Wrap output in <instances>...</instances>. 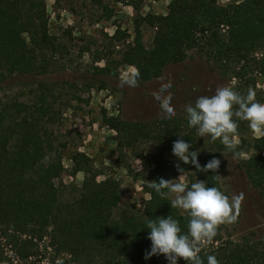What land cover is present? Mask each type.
Masks as SVG:
<instances>
[{"label":"trees","instance_id":"1","mask_svg":"<svg viewBox=\"0 0 264 264\" xmlns=\"http://www.w3.org/2000/svg\"><path fill=\"white\" fill-rule=\"evenodd\" d=\"M89 2L111 16L103 0ZM133 22L132 40L116 54L97 56L104 63L92 66L94 76L117 77L128 65L138 70V82L149 81L195 52L212 64L225 86L241 95L254 90L256 101L263 103L258 81L264 76V0H170L165 13L138 14ZM143 25L154 29L149 47L143 42ZM61 47L49 31L45 0H0V84L16 74L63 69L64 64L56 65ZM94 83L96 89L105 87L102 79ZM54 86L39 81L27 99L0 95V264H23L38 256L45 264H168L163 254L145 259L151 244L148 222L170 215L187 234L190 217L171 207L167 189L157 193L148 182L174 177L180 164L188 183L204 180L224 193L220 169L219 175L199 172L172 154L177 139L199 151L201 165L223 153L235 158L264 200V134L253 137L249 122L234 117L239 143L229 149L220 139L199 137L186 111L150 121L101 114V122L116 132L119 155L128 149L142 161L135 174L148 194L142 209L121 205L120 181L110 174L98 179L103 173L83 151L70 156V175L83 172L80 186L63 183L65 167L50 126L64 105L58 104L61 95L54 94ZM146 143L152 147L148 154L142 148ZM198 247L204 264L209 255L219 264H264V238L247 233L235 239L223 223L211 241ZM177 264L187 261L180 258Z\"/></svg>","mask_w":264,"mask_h":264},{"label":"rangeland","instance_id":"2","mask_svg":"<svg viewBox=\"0 0 264 264\" xmlns=\"http://www.w3.org/2000/svg\"><path fill=\"white\" fill-rule=\"evenodd\" d=\"M170 0H103L111 12L93 5L89 0H45L50 33L62 45V53L57 63L64 64L63 69H54L43 75L16 74L0 84V95H15L27 99L39 81L53 83L54 94L60 96L58 104L60 115L50 126L54 144L59 148L65 171L61 176L63 183L80 186L83 172L71 176V153L83 151L90 156L94 166L103 175H112L121 183V205H131L142 209L148 194L142 190L141 181L136 172L141 171L142 161L130 150H123V156L117 149L116 132L101 122V114H118L124 119L150 121L166 117L159 103L154 100L153 92L158 91L162 83L173 82L170 90L175 97V114H183L185 106L194 104L200 96H211L217 88L225 86L217 71L203 56L190 52L182 62L167 65L160 77L138 82L136 87L121 86L122 78L135 72L134 67L124 65L117 77L100 76L92 73V66L103 65L97 56L116 54L134 36V18L147 12L163 14ZM235 0H218L226 4ZM133 5H137L135 9ZM154 29L142 26L143 42L151 45ZM95 60V61H94ZM163 78V79H161ZM97 79L105 82L103 89H96ZM264 91V76L258 81ZM264 103V101H263ZM65 104H67L65 106ZM57 106V105H56ZM253 137L258 133L251 128ZM236 139V138H234ZM144 154L152 152L148 143L142 145ZM220 182L225 193L232 200L242 196L239 208L234 209L237 219L232 223H223L235 239L247 233L256 238H264V200L258 191L248 182L235 158L222 154ZM177 175L170 179L177 178ZM186 177L183 176L180 179ZM187 182V180H186ZM174 199V194L171 193ZM33 257L23 264H45V259Z\"/></svg>","mask_w":264,"mask_h":264},{"label":"clouds","instance_id":"3","mask_svg":"<svg viewBox=\"0 0 264 264\" xmlns=\"http://www.w3.org/2000/svg\"><path fill=\"white\" fill-rule=\"evenodd\" d=\"M138 77V70L124 76L121 86L136 87ZM172 88L173 82L169 80L162 83L158 91L153 92L154 100L159 103L168 119L175 115L172 106L175 97L170 92ZM255 96L254 90H249L247 95H241L233 86L217 88L214 95L200 96L194 104L185 106L188 124L197 128L199 137L220 139L227 148L234 149L239 143L234 139L238 129V122L234 117L248 121L254 131L264 133V103L256 101ZM236 105L238 110H234ZM190 149L189 142L177 139L173 142L171 151L179 161L191 164L196 171L211 170L218 174L220 159L213 157L201 165L198 160L199 151ZM175 166L180 173L177 178H160L157 182H148V187L157 193L167 189L174 194L171 207L188 213V232L183 234L179 222L170 215L150 220L146 228L150 229L147 238L151 244L145 259L163 254L168 264H177L180 258L186 260L187 264H204L199 255L198 244L201 241H211L217 235L219 224L235 222L237 215L234 209L238 210L242 196L230 200L217 187L209 186L204 180L188 183L186 177L180 179L186 170L180 164ZM59 264H62V261ZM207 264H219V261L214 255H209Z\"/></svg>","mask_w":264,"mask_h":264},{"label":"built area","instance_id":"4","mask_svg":"<svg viewBox=\"0 0 264 264\" xmlns=\"http://www.w3.org/2000/svg\"><path fill=\"white\" fill-rule=\"evenodd\" d=\"M15 262V261H14Z\"/></svg>","mask_w":264,"mask_h":264}]
</instances>
